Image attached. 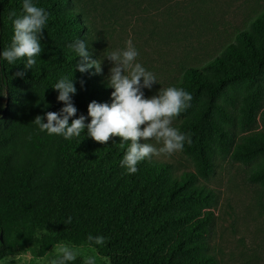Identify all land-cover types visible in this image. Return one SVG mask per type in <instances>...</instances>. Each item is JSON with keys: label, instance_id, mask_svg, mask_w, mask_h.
Here are the masks:
<instances>
[{"label": "trees", "instance_id": "obj_1", "mask_svg": "<svg viewBox=\"0 0 264 264\" xmlns=\"http://www.w3.org/2000/svg\"><path fill=\"white\" fill-rule=\"evenodd\" d=\"M35 2L49 14L37 64L27 69L23 59L15 65L0 61V258L27 250L38 235L37 254L42 257L61 242L86 245L87 235L92 234L106 238L103 246L95 248L111 264H218L208 240L216 195L203 181L215 173L218 160L230 155L234 138L229 125L234 119L215 99L227 83H252L263 73L264 10L256 11L242 28L219 30L211 24L213 39H199L200 54L182 56L185 69L176 87L187 90L192 99L177 117L190 112L203 93L209 97L177 126L190 134L191 143H185L182 151L192 159L194 170L178 174L172 164L152 156L129 175L120 167L127 144L121 147L119 137L101 144L84 132L64 140L39 133L33 125L37 115L63 107L57 101L58 92L51 88L62 75L72 73L76 88L71 97L77 109L73 118L87 116L92 101L111 102L107 81L94 68L78 71L81 60L68 48L80 39L90 54L82 12L68 0ZM130 2L138 15L150 9L142 6V0ZM193 6L212 8L206 7L207 0ZM12 10L19 14L22 0H0L1 50L13 36L8 18ZM164 12L162 40L185 39L208 26L206 18L185 19L175 9ZM170 23L173 31L167 30ZM217 41L224 44L218 51ZM17 72L25 75L16 76ZM257 107L254 101L248 122ZM215 109L219 117L213 115ZM246 138L250 144H243L245 158L264 152V132ZM257 177L264 180V169L253 176ZM69 216L72 223L66 225ZM72 264L83 261L77 258Z\"/></svg>", "mask_w": 264, "mask_h": 264}, {"label": "rangeland", "instance_id": "obj_2", "mask_svg": "<svg viewBox=\"0 0 264 264\" xmlns=\"http://www.w3.org/2000/svg\"><path fill=\"white\" fill-rule=\"evenodd\" d=\"M68 2L82 12V23L86 28L84 32L91 40L88 45L91 59H102V72L98 75L107 82L110 69L115 65L103 58L104 51L122 49L127 40H132L140 53L137 61L154 72L158 80L150 89L142 88L145 97L156 95L161 88L176 86L185 69L182 56L187 53L200 54L199 41L213 39L215 30L211 29V24L217 25L219 30L242 28L256 11L264 10V0H207L206 7H212L211 10L193 6L199 0H171L168 3L165 0H142V6L150 9L145 13L139 11L138 15V10L134 11L135 7L130 0ZM168 9H175L178 16L185 19L206 18L208 26L185 39H173L170 36L162 40L161 31L166 30L164 11L167 13ZM198 13L205 17L198 18ZM172 27L175 26L170 23L167 30L173 31ZM218 41L215 43L216 51L224 46ZM208 100L209 97L203 93L200 102L190 112L173 118L171 126L177 128L182 119L201 108ZM216 101L232 114L234 121L229 128L234 140L231 142L230 155L225 160H218L215 173L208 181H203L216 195L212 208L214 220L208 239L210 253L216 257L218 264H264V180L260 177L253 178L258 171L264 169V152L247 159L242 149L243 144H250L246 137L264 132V71L252 83H227ZM254 101L258 107L253 119L248 122L250 107ZM213 115L219 117L216 109ZM146 142L157 148L162 146V142L157 143L154 139ZM235 153L240 154L236 157ZM153 156L172 164L178 174L195 168L192 159L183 151ZM40 239L41 235H38L35 245L20 254L8 256L11 259L9 264H47L58 244L50 247L41 257L37 254V249L41 246ZM72 245L81 251L82 255L78 258L82 261L84 255H96L97 264H111L110 259L95 247Z\"/></svg>", "mask_w": 264, "mask_h": 264}, {"label": "clouds", "instance_id": "obj_3", "mask_svg": "<svg viewBox=\"0 0 264 264\" xmlns=\"http://www.w3.org/2000/svg\"><path fill=\"white\" fill-rule=\"evenodd\" d=\"M8 18L12 22L13 36L10 45L0 50V61L15 65L23 59L25 68L33 69L37 64L36 58L43 51L41 38L49 14L45 8L37 6L35 0H22L21 12L18 14L12 10ZM125 45L122 49L104 51L103 58L115 65L110 69L107 82V87L112 89L110 103L92 101L88 104L87 116L73 118L77 109L71 97L76 93V88L72 73L62 75L51 88L58 92L57 101L63 102V107L58 112L47 111L43 116L37 115L32 123L39 133L59 136L64 140L79 138L84 132L86 137L101 144L112 137H119L121 147L127 144L120 167L131 175L138 171L140 162L153 155L182 151L185 143H191L189 133L171 125L173 118L190 106L192 96L184 88L169 86L161 88L156 95L145 97L142 88L150 89L152 84L158 83L157 76L137 61L140 53L131 39ZM68 48L81 60L76 65L78 71L83 73L94 68L97 74L102 72V59H91L83 41L76 39L68 44ZM15 75L23 77L25 73L17 72ZM152 139L157 143L162 142V146L157 148L146 142ZM64 223L71 224L72 217L69 216ZM105 240L102 235L88 234L86 245L88 248L103 246ZM81 255L74 245L61 242L47 264H72ZM97 259L96 255H84L83 264H97ZM10 260L0 258V264H9Z\"/></svg>", "mask_w": 264, "mask_h": 264}, {"label": "water", "instance_id": "obj_4", "mask_svg": "<svg viewBox=\"0 0 264 264\" xmlns=\"http://www.w3.org/2000/svg\"><path fill=\"white\" fill-rule=\"evenodd\" d=\"M0 50H1V48H0ZM6 113H7V107H6L5 110H4L3 117L6 116Z\"/></svg>", "mask_w": 264, "mask_h": 264}]
</instances>
